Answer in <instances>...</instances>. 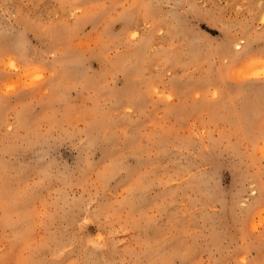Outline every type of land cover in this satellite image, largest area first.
Masks as SVG:
<instances>
[{"label": "rangeland", "instance_id": "obj_1", "mask_svg": "<svg viewBox=\"0 0 264 264\" xmlns=\"http://www.w3.org/2000/svg\"><path fill=\"white\" fill-rule=\"evenodd\" d=\"M0 264H264V0H0Z\"/></svg>", "mask_w": 264, "mask_h": 264}, {"label": "bare ground", "instance_id": "obj_2", "mask_svg": "<svg viewBox=\"0 0 264 264\" xmlns=\"http://www.w3.org/2000/svg\"><path fill=\"white\" fill-rule=\"evenodd\" d=\"M238 46V45H237Z\"/></svg>", "mask_w": 264, "mask_h": 264}]
</instances>
